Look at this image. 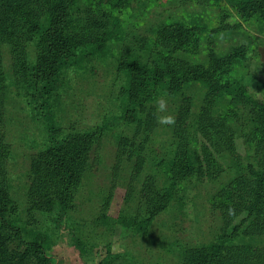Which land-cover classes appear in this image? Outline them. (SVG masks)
Here are the masks:
<instances>
[{"label":"rangeland","instance_id":"obj_1","mask_svg":"<svg viewBox=\"0 0 264 264\" xmlns=\"http://www.w3.org/2000/svg\"><path fill=\"white\" fill-rule=\"evenodd\" d=\"M54 1L0 0V29L6 33L0 32V190L25 229L23 241L43 236L55 264H192L191 251L220 242L245 257L258 253L247 262L261 264L264 224L229 233L222 212L255 161L253 146L242 139L260 131L236 88L245 86L249 106H264V0H70L61 29L78 50L92 54L78 57L74 49L76 66L64 70L57 89L45 95L38 87L31 91L22 67L35 55L28 27L48 26ZM238 47L245 60L233 57ZM210 58L224 63L215 70L228 88L189 80L178 92H167V85L173 88L169 76L183 75L175 59L206 70ZM140 65L167 77L161 90L141 102L143 122L137 126L122 117L128 82L143 81ZM43 99L53 132L45 125ZM160 99L167 110L155 114ZM203 113L223 121L237 144L234 151L221 142L204 145L196 126ZM156 115L174 116L175 125L158 124ZM67 135L88 137V165L64 213H45L27 197L30 160ZM179 144L192 162L185 174L176 169ZM153 195L155 202L147 204ZM151 207L158 213L146 224ZM8 246L19 252L15 243Z\"/></svg>","mask_w":264,"mask_h":264},{"label":"trees","instance_id":"obj_2","mask_svg":"<svg viewBox=\"0 0 264 264\" xmlns=\"http://www.w3.org/2000/svg\"><path fill=\"white\" fill-rule=\"evenodd\" d=\"M69 8L70 0H55L53 10L50 11L48 26L38 27L31 25L28 27L29 32L33 35L35 55L34 61L32 63H24L22 69L26 72V79L31 91H34V87H38L46 95L57 89L56 78L64 70H70L76 66V62L72 59L74 49L78 57L92 54L89 51L84 53L78 50L77 46H75L74 38L67 36L61 29L64 21L66 22ZM0 32L6 34L1 29ZM7 34L13 35V33ZM175 41L181 42L182 40ZM166 56L168 57V53H166ZM233 57L240 61L245 60V50L242 47L235 48ZM174 62L178 63L183 75L179 79L175 78L174 75L169 76L170 81H173V88H169L167 85V92H178L184 83L189 80L200 84L209 82L222 88L229 87L226 83L220 84L222 82L221 75L215 70V68L224 65L222 61L210 58L209 67L206 70L197 65L186 66L183 61L178 59H175ZM133 68H136V66ZM138 71L141 75H144L143 81L141 84L136 82V79L128 82L129 89L125 94L126 106L122 117L127 124V121L135 122L137 126L143 122H141L139 115L142 112L141 102H146L152 96L153 90H161L162 84L167 77V74H164L159 68H154L152 73H148L146 68L140 65ZM129 77L133 78L132 75H129ZM244 87L242 85L236 88V96L241 100L242 104L248 108L250 107L248 110L250 120L253 121L254 127L256 126L255 130H259L260 133L257 135L247 134L242 139L243 143L248 142L253 146L252 154L255 157V161L246 166L247 181L235 189L230 207L222 212V218L226 216L224 226L229 229L227 231L229 233H235L242 226L245 228L250 227L251 231L253 225L264 224V106H249V101L246 99L251 98L245 96ZM141 93L142 95H140ZM159 94L157 92V95ZM47 100H42V104L46 105L45 108H42L46 109L43 113V118L48 131L53 132V116L49 112ZM148 116H145L144 125L150 122ZM183 119L184 112L178 113V126L181 125ZM196 126L197 134L201 136L204 145L209 144L215 148L217 143L221 142L226 145L227 150L234 151L236 149L237 144L235 145V142L230 139L228 128H224L223 121H217L209 113H203L198 116ZM210 127L214 129V132L209 133L207 131ZM87 146L88 137L86 135H67L44 147L32 157L28 169L29 184L26 193L33 208L45 213H64L63 208L70 201L71 193L78 185L79 179L88 165L89 149ZM175 157L177 158L176 169L178 172L182 174L189 172L192 168V162L189 160L190 154H186L183 145H178ZM2 158L3 151L0 148V167L3 161ZM173 167L175 168L174 165ZM153 201L155 202V195L146 199L147 204ZM229 209H232L234 214L230 215ZM10 211L9 199L0 190V233L5 234L4 238H0V264H55L46 255L43 236L34 235L28 241H23V234H26L25 229L12 217ZM157 213L158 209L151 207V211H149L146 218V224ZM236 217H239L238 223L236 225L230 224V219ZM10 243H15V249L19 252L16 253L14 249L9 248L8 245ZM222 244L224 242L214 244L200 251H191L189 257L192 264H248L247 259L259 257L258 253L255 252L245 257L239 253L241 252L239 248ZM261 264H264V261Z\"/></svg>","mask_w":264,"mask_h":264},{"label":"clouds","instance_id":"obj_3","mask_svg":"<svg viewBox=\"0 0 264 264\" xmlns=\"http://www.w3.org/2000/svg\"><path fill=\"white\" fill-rule=\"evenodd\" d=\"M167 110V101L164 99H160L156 102V113H163ZM156 121L160 125L174 126L175 125V117L171 115H156ZM229 214L232 215L233 210L229 209Z\"/></svg>","mask_w":264,"mask_h":264}]
</instances>
